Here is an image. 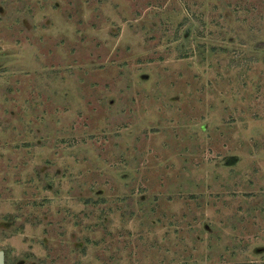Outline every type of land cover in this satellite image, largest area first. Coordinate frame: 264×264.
Instances as JSON below:
<instances>
[{
    "label": "rangeland",
    "instance_id": "rangeland-1",
    "mask_svg": "<svg viewBox=\"0 0 264 264\" xmlns=\"http://www.w3.org/2000/svg\"><path fill=\"white\" fill-rule=\"evenodd\" d=\"M0 252L264 264V0H0Z\"/></svg>",
    "mask_w": 264,
    "mask_h": 264
},
{
    "label": "water",
    "instance_id": "water-1",
    "mask_svg": "<svg viewBox=\"0 0 264 264\" xmlns=\"http://www.w3.org/2000/svg\"><path fill=\"white\" fill-rule=\"evenodd\" d=\"M2 261H3V254L2 252H0V264H2Z\"/></svg>",
    "mask_w": 264,
    "mask_h": 264
},
{
    "label": "trees",
    "instance_id": "trees-1",
    "mask_svg": "<svg viewBox=\"0 0 264 264\" xmlns=\"http://www.w3.org/2000/svg\"><path fill=\"white\" fill-rule=\"evenodd\" d=\"M230 163V162H229Z\"/></svg>",
    "mask_w": 264,
    "mask_h": 264
}]
</instances>
